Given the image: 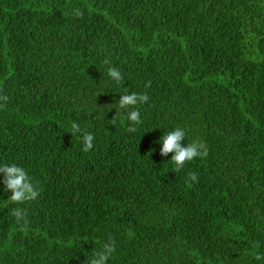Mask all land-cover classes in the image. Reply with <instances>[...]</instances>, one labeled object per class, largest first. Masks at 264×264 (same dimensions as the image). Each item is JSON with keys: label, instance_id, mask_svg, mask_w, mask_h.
Listing matches in <instances>:
<instances>
[{"label": "trees", "instance_id": "trees-1", "mask_svg": "<svg viewBox=\"0 0 264 264\" xmlns=\"http://www.w3.org/2000/svg\"><path fill=\"white\" fill-rule=\"evenodd\" d=\"M0 96V165L40 191L13 204L0 174V264H87L109 236L107 264H264V0H0ZM178 127L207 148L180 171Z\"/></svg>", "mask_w": 264, "mask_h": 264}, {"label": "clouds", "instance_id": "clouds-1", "mask_svg": "<svg viewBox=\"0 0 264 264\" xmlns=\"http://www.w3.org/2000/svg\"><path fill=\"white\" fill-rule=\"evenodd\" d=\"M75 15L77 17L82 16V13L76 9ZM105 64L110 65V61L105 59ZM108 76L116 82H120L123 77L118 68L109 66L107 69ZM149 97L146 94H124L120 95L118 101L120 109L133 108L132 111L128 113V120L131 122V125L128 127L129 132H136V127L141 123L140 112L135 110L137 104H144L148 101ZM0 100L7 102V96H0ZM117 117L112 119L115 123ZM71 134L75 136L77 133H80L82 136L83 148L82 151L88 152L93 148L94 136L87 132L83 131L80 126L73 122L71 125ZM185 139V131L182 128H176L166 134H164L158 143L162 145L160 150V155L162 157H167L170 153L172 154L171 161L176 166V171H180L186 162H190L197 157H202L207 155V148L203 142L194 141L187 144H182V141ZM154 149H150L151 153ZM0 174H3L2 183L4 185V190L10 192L11 196L9 200L13 204H23L29 201H35L40 196V191L37 186L32 182L28 172L21 166L17 164H3L0 165ZM188 182H198V176L195 173L189 172L188 178L185 181ZM11 215L15 217L16 222L20 225L21 230L26 229L28 221L26 219L27 212L23 208L15 207L11 210ZM116 245L115 240L109 236L107 241H105L102 247L98 250H92L91 258L88 259L87 264H107L108 260L115 252ZM256 260L264 259V255L257 254L254 257Z\"/></svg>", "mask_w": 264, "mask_h": 264}]
</instances>
